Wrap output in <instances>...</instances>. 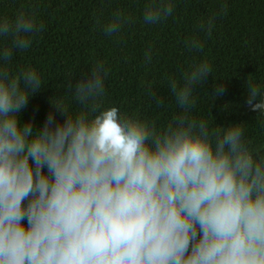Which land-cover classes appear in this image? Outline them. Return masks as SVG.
I'll list each match as a JSON object with an SVG mask.
<instances>
[{"label":"clouds","instance_id":"9594fccd","mask_svg":"<svg viewBox=\"0 0 264 264\" xmlns=\"http://www.w3.org/2000/svg\"><path fill=\"white\" fill-rule=\"evenodd\" d=\"M175 6L147 0L142 23L160 24ZM131 22L116 9L103 30L118 35ZM214 26L210 16L200 29ZM43 30L23 7L0 16V264H264V156L239 124L213 129L193 115L210 63L194 60L169 78L181 111L157 126L105 104L108 70L97 61L70 85L69 101L52 102L63 122L50 113L34 130L20 114L42 78L12 62ZM185 45L204 47L197 37ZM247 92L264 115V90L249 80Z\"/></svg>","mask_w":264,"mask_h":264},{"label":"trees","instance_id":"16d2710c","mask_svg":"<svg viewBox=\"0 0 264 264\" xmlns=\"http://www.w3.org/2000/svg\"><path fill=\"white\" fill-rule=\"evenodd\" d=\"M147 0H0V16L20 8L34 11L44 25L32 47L15 55L12 68H35L42 88L29 97L20 119L39 129L50 113L57 123L65 117L52 102L71 99L70 85L90 74L97 62L108 70L105 104L122 112H139L157 126L167 124L177 108L168 87L194 60H207L212 73L195 85L193 115L211 128L239 124L254 152L264 156V115L247 104L249 80L264 90V0H175L174 14L157 25L142 23ZM116 9L132 17L118 34L103 25ZM215 16L211 35L200 24ZM197 37L203 50L190 51L185 41ZM151 49V61L145 52ZM222 95H214L217 86ZM149 92L153 95H149ZM162 103L158 107L156 100ZM258 101H254L256 103ZM73 101L71 109L78 110Z\"/></svg>","mask_w":264,"mask_h":264}]
</instances>
